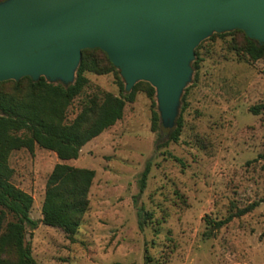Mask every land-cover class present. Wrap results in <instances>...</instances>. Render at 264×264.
<instances>
[{"label":"rangeland","instance_id":"1","mask_svg":"<svg viewBox=\"0 0 264 264\" xmlns=\"http://www.w3.org/2000/svg\"><path fill=\"white\" fill-rule=\"evenodd\" d=\"M243 42L242 32L229 30L198 43V68L193 54L177 100L176 117L184 105L177 142L167 141L174 123L161 120L151 129V99L140 87L122 118L83 145L76 159H59L37 145L33 153L11 152L12 182L33 197L30 216L38 223L26 229V239L36 263L264 264V115L250 111L264 103V57H244ZM85 76L88 85L67 106V122L89 95H119L118 80L125 86L117 67ZM44 78L62 85L74 80ZM154 100L160 116L156 92ZM58 162L94 170L88 209L72 238L41 222L46 180ZM259 200L251 212L209 232L208 219ZM141 207L146 213L139 216Z\"/></svg>","mask_w":264,"mask_h":264},{"label":"water","instance_id":"2","mask_svg":"<svg viewBox=\"0 0 264 264\" xmlns=\"http://www.w3.org/2000/svg\"><path fill=\"white\" fill-rule=\"evenodd\" d=\"M232 29L264 42V0H11L0 4V81H72L81 51L99 48L127 90L155 88L172 126L194 48Z\"/></svg>","mask_w":264,"mask_h":264},{"label":"trees","instance_id":"3","mask_svg":"<svg viewBox=\"0 0 264 264\" xmlns=\"http://www.w3.org/2000/svg\"><path fill=\"white\" fill-rule=\"evenodd\" d=\"M230 31L243 33L240 53L244 57L249 60L264 57V42L249 38L241 29ZM197 49L198 46L194 48V69L198 68ZM98 51L103 57L96 54ZM88 71L105 74L115 72L116 67L101 49L86 48L81 51L73 82L67 85L48 82L43 76L36 80L23 76L19 80L0 81V264H38L26 239V229H34L38 223L30 216L33 197L12 182L14 170L8 158L13 150L25 148L33 153L37 145L54 151L59 159H76L83 145L122 118L126 102L133 101L140 87L151 99V129L156 131L162 126L159 113L154 109L155 88L146 81H138L125 91L124 84L118 80L119 95L100 90L89 95L78 114L67 122L66 108L88 85L85 76ZM8 82L13 85L10 90L3 87ZM183 109L184 105L174 120V127L168 130L167 141H178L183 127ZM250 111L264 115V103L250 107ZM148 173L146 165L139 180L141 190ZM93 177L92 169L56 163L46 180L41 222L60 228L72 238L88 209L87 196ZM260 201L263 200L236 208L224 219H208L209 232L234 217L251 212ZM145 213L142 207L138 211L139 216Z\"/></svg>","mask_w":264,"mask_h":264}]
</instances>
